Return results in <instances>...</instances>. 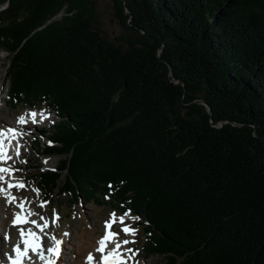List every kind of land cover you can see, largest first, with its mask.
<instances>
[{"label": "trees", "instance_id": "obj_1", "mask_svg": "<svg viewBox=\"0 0 264 264\" xmlns=\"http://www.w3.org/2000/svg\"><path fill=\"white\" fill-rule=\"evenodd\" d=\"M86 1L0 0L8 104L60 117L45 198L131 211L158 264H264V0H112L121 43Z\"/></svg>", "mask_w": 264, "mask_h": 264}, {"label": "rangeland", "instance_id": "obj_2", "mask_svg": "<svg viewBox=\"0 0 264 264\" xmlns=\"http://www.w3.org/2000/svg\"><path fill=\"white\" fill-rule=\"evenodd\" d=\"M94 3H95L93 8L94 12H92L94 23L102 30L103 35L106 39L112 42L121 43V41L119 40L122 38L124 29L116 13V7L114 1L94 0ZM67 4L68 6H66L61 13L55 16L53 20L55 21L62 20L63 17L67 14V11L69 9L77 8V10L80 9L79 11L83 10V8L87 6V1L69 0ZM5 8L6 5L0 6V12L3 11ZM74 9L72 11H74ZM162 51L163 49L160 50L159 55H162ZM9 58L10 57L8 53L0 49V91L1 89L3 90L0 94L1 96L0 106L3 108V113L0 115V127L8 126V124L4 123L3 118L5 120L7 119L10 120L9 124L12 126L16 122H18L17 118L19 116L27 114L28 111L31 109L30 107L23 106L21 104H18L17 108L15 109L10 108L6 105V100H8L7 92L10 83L8 76V66L10 63ZM48 107L49 106H44V107L36 106L33 107L32 109H39L43 113L46 112L47 114L50 113L51 118L49 120L50 122H52L50 123V125L51 124L53 125L59 122L60 119L58 118V116L52 114ZM41 136H42L41 140L36 142L33 140V136L30 133L27 134V137L24 141V153L22 154V156H19L18 159L15 160L14 162V167L20 170L16 172L17 180L14 179L15 182L22 181L26 185L24 189L21 190L18 188L15 189V194H13V196L15 195V197H17L16 203L24 204V207L29 212H34L39 214V215H31L30 220H37L40 223H43V221L40 220V217L47 218L50 221V227L46 229L48 231V234H52L53 232H58V230L61 231L63 229L64 230L67 229L69 233L74 236L77 235L78 232H83L87 230L88 232L87 237L90 238L91 241H94V239L96 238L100 239L105 227V222L111 219L112 213H115L117 218L123 216L124 220L127 221V224L120 226L119 220L117 219V222L113 224L114 228L121 230L123 227L128 226L136 230L135 235H129L127 237L121 236V241L125 239L134 241L133 243H129L128 246L126 245L127 248L123 246V248H125L124 250L127 253H129L126 257L127 258L126 263L149 264L150 262V264H158L159 262H161L163 260V256L146 257L144 255V249L142 247H143V242L146 240L145 233L143 227L140 225L141 220L138 223L139 219H133L134 217L132 216L131 212H126V213L121 212L118 208L113 207L111 205L99 206L93 202L87 203L83 199H81V201L79 200L76 203L72 204L71 195L68 194V195L60 196L57 193L58 191H56L51 198L49 199L44 198L43 192L40 190L38 183L33 179V177L37 176L38 173L44 170L57 167L59 165L60 158L58 156L45 157L43 155L42 149L45 143L49 141V138L47 137L48 135L47 136L41 135ZM27 163H31L34 166L31 165L25 167ZM64 179H65V174L62 176L61 180ZM9 180L12 181L11 179ZM35 189L39 190L38 195L36 191H34ZM25 198L27 200V203H25ZM42 202L45 203L46 205L45 207L40 206ZM3 203L9 205V203L4 199V197H3ZM12 206L15 209V206L14 205ZM3 210H4L3 206L0 205V216L3 217L1 219H4L0 224V239L2 241L1 249H0L1 258H4L2 257V254H4L5 256L8 255L6 253L8 245L5 239V230L6 227H9L11 225L12 222L11 219L13 220V215ZM17 211L14 210V213ZM7 215L9 216L7 217ZM55 216L59 217L57 222L55 220ZM31 227L33 226L29 224L28 228ZM75 229H77V231ZM16 230L18 231L19 229L17 228ZM46 230H44L45 233H47ZM75 246L76 244L73 245L74 250H72L71 253L69 252V254L67 255V264H72L73 261L76 260L79 255V254L77 255V252L75 250L77 246L76 247ZM127 249H131L132 251L128 252ZM140 249H142L143 251H140ZM74 256L76 258H74Z\"/></svg>", "mask_w": 264, "mask_h": 264}, {"label": "snow or ice", "instance_id": "obj_3", "mask_svg": "<svg viewBox=\"0 0 264 264\" xmlns=\"http://www.w3.org/2000/svg\"><path fill=\"white\" fill-rule=\"evenodd\" d=\"M37 115L41 116L42 119H48L51 114L50 113L38 114L37 112L33 111L25 115L19 116L17 118V121L21 125H26L29 123L27 116H30L32 123H38L39 121L36 120ZM25 134L26 133L21 132L18 129L12 127L0 129V165L6 164L7 161L13 159V157L8 154L9 149L13 147L11 143L12 140L17 141L14 149L15 155L16 157L20 156V148L24 147V145L20 144L19 140L22 139V137ZM17 171L20 170L14 169L10 165L7 167L0 166V183L7 185V187H0V194L3 195L4 199L9 203V205H12L17 201V197L11 195L9 190L11 188L24 189L26 187V185L22 181H17L16 183H12L8 179V177H12V179H16L15 172ZM5 174H7V176ZM34 191H36L37 195L39 194L38 189H35ZM25 203H27L26 198H25ZM16 206L21 208L22 210L24 209V204L17 203ZM40 206L45 207L46 205L45 203L42 202ZM31 215H39V214L34 212H29L27 215H22L20 212L14 213L12 223L14 226L31 224L34 226V228L38 229L40 233H44V230L50 227V221L47 218L40 217V220L43 221V223H40L37 220H30L29 217ZM58 219L59 217L55 216V220L58 221ZM117 219L121 224H124V217L121 216L117 218L115 213H112L111 219L105 222V228L107 232L105 236L98 241L100 247L97 248V252L104 254L108 243H115V248L111 249V251L103 255L101 262H99V264H126L121 249L123 248L124 245L133 243L134 241H130V240L119 241L116 239L118 237V233L113 232L112 227L113 224L117 222ZM133 219H138V218L134 217ZM122 231L126 235L136 234V230L131 227H123ZM45 235H47L48 239L52 241L53 246L45 248L42 237L38 235L37 232L33 230V228H28L27 230H25V228L20 227L19 236L23 238V244L26 247L22 250L21 245L19 243L15 245L14 252L16 253V256L21 259H14L13 264H22V258L30 259L29 252L35 253L38 256L39 260L43 261L44 264H55V258H58L60 254L63 240L58 239L55 235H51L48 233H45ZM65 235H67V233H65ZM127 251L131 252L132 250L127 249ZM87 261L89 262V264H97V262L94 260V257L91 254L87 257Z\"/></svg>", "mask_w": 264, "mask_h": 264}, {"label": "bare ground", "instance_id": "obj_4", "mask_svg": "<svg viewBox=\"0 0 264 264\" xmlns=\"http://www.w3.org/2000/svg\"><path fill=\"white\" fill-rule=\"evenodd\" d=\"M1 97V96H0ZM2 107L0 106V109H1ZM11 115V114H10ZM31 118H29V120H30ZM2 120V119H1ZM3 120H4V123L5 124H8V126L10 125L9 124V122H10V120H5L4 118H3ZM2 125V124H1ZM18 125V124H17ZM13 126V125H12ZM26 127V125H23L22 127H21V129H24ZM22 156V155H21ZM35 159V158H34ZM37 159V158H36ZM36 164V163H35ZM19 165V164H18ZM32 164L31 163H27L26 165H25V167H28V166H31ZM32 166H34V165H32ZM21 177V176H20ZM16 180V179H15ZM25 180H27V179H25ZM21 190V189H20ZM9 192H10V194L11 195H13V194H15V189L14 190H9ZM15 196V195H14ZM81 199H83L84 201H85V199L84 198H82L81 197ZM81 199H80V201H81ZM34 200V199H33ZM86 202V201H85ZM2 203V204H1ZM14 204V203H13ZM12 204V205H13ZM17 204V203H16ZM38 204V203H37ZM0 205H2L3 206V208H4V210L6 211V212H9L11 215H13L14 214V210H17V208L15 207V209H14V207L12 206V205H7L6 203H3V196H2V194H0ZM13 207V208H12ZM3 210V211H4ZM36 210V209H35ZM40 210V209H39ZM37 211V210H36ZM18 212H20V210H18ZM15 213H17V212H15ZM3 214V213H2ZM8 214V213H7ZM40 214H42V213H40ZM4 215H6V214H4ZM9 215H7V217H8ZM1 218H3V217H1L0 216V224L2 223V220H4V219H1ZM6 218V217H5ZM11 221H12V219H11ZM57 222V221H56ZM55 223V222H54ZM57 224V223H56ZM57 226V225H56ZM25 227H28L27 226V224L25 225ZM17 228L13 225V223L11 222V225L9 226V227H6V230H5V239H6V237H7V239H6V241H7V244H8V247H7V250H6V252H7V254L8 253H10V250H11V246L14 244V246L17 244V242L18 241H20V238H19V230L17 231L16 230ZM76 231H77V229H75ZM68 232V233H67ZM65 233H67V235H65ZM56 235V237L58 238V239H62V240H64V242H65V247L69 250V252L71 253V251L72 250H74L73 249V245H75L76 244V246H77V248L75 249L76 250V252H77V255H78V257H77V259L76 260H74L73 261V263L72 264H87V262H86V257L85 256H87L88 254H87V252L88 253H91V251L93 252H97V247H98V241L100 240L99 238H96V239H94V241H91V239L90 238H88L87 236H88V232H87V230H85V231H83V232H78V234L77 235H72V234H70L69 233V231L66 229V230H58V232H53L51 235ZM99 237V236H98ZM123 238V237H122ZM123 240V239H122ZM126 240V239H125ZM1 244H2V241H1V239H0V249H1ZM112 245V243H110L109 244V246H111ZM75 246V247H76ZM127 246H128V244H127ZM73 254V253H72ZM127 254H129V253H127ZM124 255H125V253H124ZM2 257H4V256H2ZM74 258H76L75 256H74ZM130 258V257H129ZM136 258V257H135ZM70 259V258H69ZM127 259V258H126ZM125 259V260H126ZM132 259V258H131ZM62 260H63V257H62ZM66 260H67V258H66ZM129 260V259H128ZM131 261V260H130ZM129 262V261H128ZM61 264H65V263H63V262H61ZM127 264V263H126ZM132 264V263H131ZM149 264H150V262H149Z\"/></svg>", "mask_w": 264, "mask_h": 264}, {"label": "water", "instance_id": "obj_5", "mask_svg": "<svg viewBox=\"0 0 264 264\" xmlns=\"http://www.w3.org/2000/svg\"><path fill=\"white\" fill-rule=\"evenodd\" d=\"M201 103H205V102L201 101ZM209 110L211 111V109H210V108H209Z\"/></svg>", "mask_w": 264, "mask_h": 264}]
</instances>
